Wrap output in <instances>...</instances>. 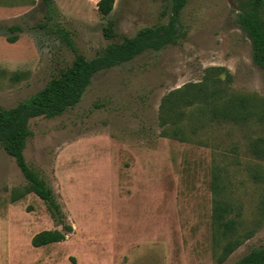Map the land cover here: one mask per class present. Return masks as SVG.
<instances>
[{
	"label": "rangeland",
	"instance_id": "374dc122",
	"mask_svg": "<svg viewBox=\"0 0 264 264\" xmlns=\"http://www.w3.org/2000/svg\"><path fill=\"white\" fill-rule=\"evenodd\" d=\"M100 0H0V107L9 109L41 90L75 53L60 35L69 32L91 59L117 37L166 24L167 0H116L110 16ZM238 0H187L179 43L99 72L73 108L30 121L28 164L53 188L66 223L65 241L33 247L34 235L64 230L0 147V264H236L264 245V160L250 149L264 138V70L254 64L251 41L240 28ZM48 26L39 27L46 21ZM13 26L21 31L13 32ZM17 35L14 43L8 37ZM224 67L230 93L246 95L263 117L238 125L210 122L199 106L186 110L189 141L161 135L163 98L206 71ZM218 176L222 196L243 243L222 259L230 237L212 222Z\"/></svg>",
	"mask_w": 264,
	"mask_h": 264
},
{
	"label": "trees",
	"instance_id": "16d2710c",
	"mask_svg": "<svg viewBox=\"0 0 264 264\" xmlns=\"http://www.w3.org/2000/svg\"><path fill=\"white\" fill-rule=\"evenodd\" d=\"M44 1L49 8L52 0ZM115 1L98 2V11L102 17L110 16ZM167 1L170 5L168 22L141 28L133 36L115 40L117 33L114 23L106 22L102 28L104 36L113 41L91 59L78 52L67 30L56 26L54 32L60 35L75 53L72 63L62 68L45 87L30 98L9 109L0 107V147L14 159L27 182L24 189L17 192L14 200L26 194H35L46 204L51 218L62 224L64 228V230H45L37 233L31 240L33 247L39 248L63 242L67 235L72 233L73 228L66 223L53 188L26 160L24 151L32 135L30 121L38 117L54 118L76 106L99 72L130 62L146 51L158 52L170 45L178 44L183 35L180 14L187 0ZM238 1L237 22L251 41L254 64L264 70V0ZM49 18L47 14L46 21L39 24V27L46 28ZM11 30L18 32L21 31V27L13 26ZM7 39L10 43H14L18 37L12 35ZM223 73L225 85L229 86L232 77L227 69L212 67L206 71L200 83L187 84L163 98L159 115L163 137L181 142L189 141L184 125L186 110L195 106H199L201 113L207 116L210 122L242 125L255 117L260 119L263 117V111H259L248 96L229 92V87L223 85V80L220 78ZM250 149L256 158L264 160V138L255 139ZM211 189L214 194L212 222L215 230L232 238L223 246V259L234 252L244 239L235 237L237 221L229 218L232 206L222 196V187L217 175L212 180ZM72 263L76 264L74 258ZM236 264H264V245L251 249Z\"/></svg>",
	"mask_w": 264,
	"mask_h": 264
}]
</instances>
